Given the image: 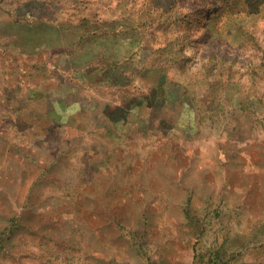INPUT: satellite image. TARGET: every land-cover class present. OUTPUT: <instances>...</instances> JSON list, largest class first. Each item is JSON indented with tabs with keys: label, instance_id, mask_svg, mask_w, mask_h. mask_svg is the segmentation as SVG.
Listing matches in <instances>:
<instances>
[{
	"label": "rangeland",
	"instance_id": "1",
	"mask_svg": "<svg viewBox=\"0 0 264 264\" xmlns=\"http://www.w3.org/2000/svg\"><path fill=\"white\" fill-rule=\"evenodd\" d=\"M0 248L264 264V0H0Z\"/></svg>",
	"mask_w": 264,
	"mask_h": 264
},
{
	"label": "trees",
	"instance_id": "2",
	"mask_svg": "<svg viewBox=\"0 0 264 264\" xmlns=\"http://www.w3.org/2000/svg\"><path fill=\"white\" fill-rule=\"evenodd\" d=\"M105 75L106 76H109L108 74H103V77H105ZM130 78L131 77L128 76L127 71H125V70H121L120 72L117 71L116 73H113L109 77V79H110L111 82H113V81L114 82H116V81L118 82L119 81L120 83H122L121 80H123V83H126V82L128 83L129 80H130ZM157 86L152 90V92H149V94L147 96L141 97L142 99H144L143 101H145V99H148L149 101H151V103H150L151 106L157 105V102L155 101V96L157 94H161V92H162L161 90L160 91L159 90L157 91V88H158ZM141 98H140V100H141ZM137 99L133 98V101H136ZM105 112H107V109H106ZM1 250L2 249L0 248V252H1Z\"/></svg>",
	"mask_w": 264,
	"mask_h": 264
}]
</instances>
